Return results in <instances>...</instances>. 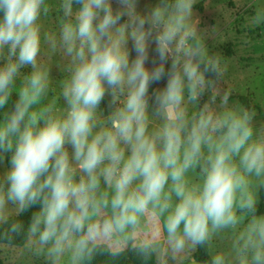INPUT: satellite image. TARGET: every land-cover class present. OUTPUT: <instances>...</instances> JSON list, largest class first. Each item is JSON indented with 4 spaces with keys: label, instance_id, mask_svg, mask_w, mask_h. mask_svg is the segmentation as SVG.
<instances>
[{
    "label": "clouds",
    "instance_id": "9594fccd",
    "mask_svg": "<svg viewBox=\"0 0 264 264\" xmlns=\"http://www.w3.org/2000/svg\"><path fill=\"white\" fill-rule=\"evenodd\" d=\"M197 3L0 0V246L43 264H264V123L230 103Z\"/></svg>",
    "mask_w": 264,
    "mask_h": 264
},
{
    "label": "rangeland",
    "instance_id": "374dc122",
    "mask_svg": "<svg viewBox=\"0 0 264 264\" xmlns=\"http://www.w3.org/2000/svg\"><path fill=\"white\" fill-rule=\"evenodd\" d=\"M140 2L143 7L145 3H154L155 0ZM250 4L253 7H249ZM259 4H264V0H199L194 6V13L200 21L199 27L208 33L206 44L210 52H219L224 59L227 68L224 87L233 93L230 103L243 105L238 96H244L251 104L260 106L262 113L254 109L257 126L264 123V31L259 29L260 27H250L247 18ZM43 23L45 30H52L55 27L54 17H49ZM129 48L131 49V42ZM43 53L42 45V55ZM131 56H134V53L130 58ZM45 59L57 67H62L59 57ZM52 76L56 79L61 78L55 66L52 69ZM106 103L107 99L101 107H105ZM6 164L5 161L4 165H0V170H3ZM261 199H264V194ZM18 252L19 249L14 252L0 246V257L5 263L43 264L41 260L26 255L20 256Z\"/></svg>",
    "mask_w": 264,
    "mask_h": 264
},
{
    "label": "trees",
    "instance_id": "16d2710c",
    "mask_svg": "<svg viewBox=\"0 0 264 264\" xmlns=\"http://www.w3.org/2000/svg\"><path fill=\"white\" fill-rule=\"evenodd\" d=\"M259 29H262L264 31V26H261ZM258 29V30H259ZM239 101L245 106L249 107L251 109H257L260 113L263 112L262 108L256 104H251L244 96H238ZM260 211L264 212V199H261V205H260ZM30 214H25L21 219L27 221L28 216ZM16 243L18 245H22L21 240H17ZM198 259L205 260L207 259L205 250L201 249L198 253ZM0 264H8L3 261V259L0 257ZM94 264H107V258L104 256L97 257ZM119 264H154V259L149 261H143L139 259L135 254L132 252L127 253L124 257H122L119 261Z\"/></svg>",
    "mask_w": 264,
    "mask_h": 264
}]
</instances>
